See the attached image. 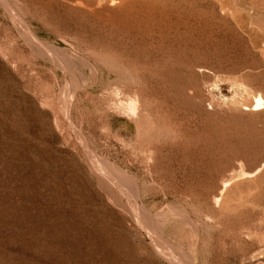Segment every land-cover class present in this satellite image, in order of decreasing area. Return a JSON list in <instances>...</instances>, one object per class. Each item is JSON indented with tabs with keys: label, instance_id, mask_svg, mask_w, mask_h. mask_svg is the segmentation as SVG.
Segmentation results:
<instances>
[{
	"label": "rangeland",
	"instance_id": "1",
	"mask_svg": "<svg viewBox=\"0 0 264 264\" xmlns=\"http://www.w3.org/2000/svg\"><path fill=\"white\" fill-rule=\"evenodd\" d=\"M230 1L217 26L216 0H7L37 49L0 0V264H264L261 0Z\"/></svg>",
	"mask_w": 264,
	"mask_h": 264
},
{
	"label": "bare ground",
	"instance_id": "2",
	"mask_svg": "<svg viewBox=\"0 0 264 264\" xmlns=\"http://www.w3.org/2000/svg\"><path fill=\"white\" fill-rule=\"evenodd\" d=\"M4 3L7 4L8 6H10V4H9L10 2L8 3L7 0H4ZM251 4L253 5L252 1H251ZM10 8H11L12 14L14 16V19H17L18 21L22 20V22H23V25H24L25 29H24V32L22 34L24 35V37L28 41H30L31 44L33 46H35V48L40 49L41 40L39 39L37 34H35L34 32H32L30 30L29 26L27 25V22L23 18H20V20H19V17L16 16L17 14H15V12H14L15 9L13 7L10 6ZM258 9H259L260 14H261V16L263 18V29H264V0L260 1ZM232 10H233V5L231 4L230 0H216L215 8H214L216 25L218 26L219 23H221L223 20L226 23H228V18L226 16H227V14L232 12ZM261 41H262L263 46H264V32L262 33ZM72 101L73 100L68 101L67 104H68V106L69 105L70 106L68 108L66 106V108H65V110H66L65 112H67L66 116L69 119H70V109L69 108L71 107ZM141 106H142L141 96L137 92V94L134 96V98H132L130 100V105H129V108H128L129 110H124L122 108V105H119V104L116 107H117V109H119V112L124 114V115H126V117H128V118H138L140 116L141 112H142ZM253 107H254V109H259V108L264 107V97L260 93L256 95L255 101L253 103ZM81 141H82V143L84 145L85 150L87 151V154H88L87 157H88L93 169L98 174H101L102 178H104V180H106V182H107L106 186H107L108 189H111V186H115L119 190H121L123 193L126 194V192L124 191V188L122 187L123 183L127 184V186L130 185V187L133 186V188L135 189V192L131 190V193L127 194L128 195L127 197H128L129 200H127V203L122 204V206L127 211L129 210L133 214L135 219L138 220L143 226H146V227L149 226V227H151L153 229L159 230L160 232H165L169 228L168 225H169V222H170V219H169L170 215H168L166 212L165 213L164 212H155L154 213L153 211L148 209L143 203L141 204L138 201V197H139L138 194L139 193H138V188H137L136 181L134 179H132L131 177H129L126 173L120 171L117 168L116 165L109 164L108 166L107 165L105 166L104 162H101L100 160H98L97 155L89 147V145L86 143V141L83 140V139H81ZM243 174H246V172L244 171ZM247 175H250V174H246V176ZM102 185H103V183H102ZM123 186H125V185H123ZM223 194H224L223 191H221L220 192V197ZM224 196H225V194H224ZM220 197H219V200L221 201ZM115 198H116V200L118 202L121 201L120 203H123L121 196H118V195L116 196L115 195ZM189 220H190V218H189ZM194 228H196V226H194ZM153 237H155V236H153ZM158 247H159V245H158ZM167 249L168 248H166L165 251H167ZM157 250H159V249H157ZM162 251L163 250H161L159 253H161L163 256H165V258L166 257L169 258L172 261V264H178L179 261L176 262L174 260V256L172 255V251H171V253H166V252H162ZM190 257H189L190 264H198L199 260H198V255L197 254L194 253V255H192L191 258Z\"/></svg>",
	"mask_w": 264,
	"mask_h": 264
}]
</instances>
